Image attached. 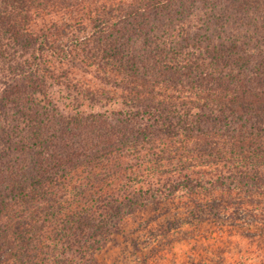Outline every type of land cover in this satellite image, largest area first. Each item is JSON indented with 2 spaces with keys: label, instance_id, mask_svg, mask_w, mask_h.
<instances>
[{
  "label": "trees",
  "instance_id": "1",
  "mask_svg": "<svg viewBox=\"0 0 264 264\" xmlns=\"http://www.w3.org/2000/svg\"><path fill=\"white\" fill-rule=\"evenodd\" d=\"M151 207L221 229L183 264H264V0H0V264Z\"/></svg>",
  "mask_w": 264,
  "mask_h": 264
},
{
  "label": "rangeland",
  "instance_id": "2",
  "mask_svg": "<svg viewBox=\"0 0 264 264\" xmlns=\"http://www.w3.org/2000/svg\"><path fill=\"white\" fill-rule=\"evenodd\" d=\"M164 210L151 207L127 218L120 230L96 252L95 264H183L188 257L217 256L220 244L224 243L219 239L220 228L210 221L191 227L185 223L167 228L164 225L168 216L161 215ZM237 229L257 228L242 226ZM225 236L223 232L222 237ZM228 238H224L226 244Z\"/></svg>",
  "mask_w": 264,
  "mask_h": 264
}]
</instances>
